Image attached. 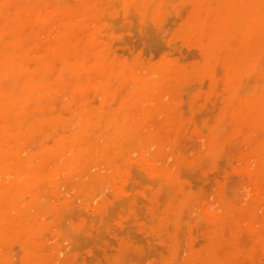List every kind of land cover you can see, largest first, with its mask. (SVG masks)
<instances>
[{
  "label": "bare ground",
  "instance_id": "obj_1",
  "mask_svg": "<svg viewBox=\"0 0 264 264\" xmlns=\"http://www.w3.org/2000/svg\"><path fill=\"white\" fill-rule=\"evenodd\" d=\"M68 1L69 0H66V1L65 0H0V258L2 257L0 259L1 260L0 264H15L14 262L12 263V261H11V258L13 261L15 259V257L11 256L12 245H10V243L12 244L13 243L12 241H16L15 243H18V245L20 244L19 247H21L22 252H23V256H21L22 252L20 251L21 252V255H20L21 256V262H22V257H23V261L25 264H45L46 263V261L44 262V258H45L44 257L45 255L43 253L44 250L41 251V247H40L43 243L39 244V242H40L39 239H41L40 236H41V232H42L41 223H43V222H41V223L38 222L36 220L37 219L36 217L38 216V214H41V210L43 212H45L44 211L45 209L47 211L48 210L52 211V210H50L52 207V208H54V211H55V207H53L52 201L54 199H55V201H58V200H56V199H58V197H62L65 195V193H64V195H63V193H62V195H61V193L57 194L58 193V191H57L58 185H59L58 184L59 179H57V178L60 176L61 173L66 172L67 170H69L68 171V173H69L71 171H73V172L78 171V169L80 168L78 171V172H80L84 168L83 171L80 172L79 175H83L84 170L90 175L84 174L85 178L87 177L86 180L83 176H81V177L79 176V179L83 180V182L81 180H78L77 183L81 181L80 182L81 184L80 183L75 184L73 182L79 190H82V191L87 190L90 193V190L93 191L95 189L94 191H97L96 189H99V191H100L103 189L106 190V188L109 186L114 187V186L110 185L111 184L110 182L112 181V179L114 182V180L118 174V171H119L118 168L121 167V165H122V164L120 166L118 165V164H120L119 160L124 158L125 151L127 150V148H129L132 145V143H134V142L136 143L137 140L133 139V138H136L133 136V133L135 135L137 134V131H138L136 129L137 124H138V126H140L139 123L140 124L142 122H143L142 124L145 123L146 117L145 118L142 117L145 120L140 119L141 115L144 116V113H146L148 111L153 112V109H155V108H152V110L149 108L144 109L145 108L144 102L147 103V102H150L151 99L156 98L157 91H159V89H161L160 87L162 86V84L169 86L168 84L173 83L175 80L177 81L178 80L177 78L179 76L183 75V70L181 68H179L178 65L171 62V63L167 64V67L166 66L163 67V68H167L166 70L169 71L168 72L169 76L166 77L167 75L166 76L163 75L166 77V80L164 77V80L162 81V78H163L162 74H164V72H162V70L159 71V69H154L153 67H156V65L151 67L153 69L150 68V70H149L150 73L152 74V76H154V74L156 75L155 78H152L151 74L149 76H147V75L144 76V74L140 73V68H142L141 71H143V68L145 69V66L144 67L143 66L138 67V69H139L138 72L141 75H143V76H141V75H138L139 73L138 74L136 73L138 69L136 71H134L135 68L134 69L132 68L133 67L132 64H131V66H132L131 67L130 65H126V64L122 65L121 63H119L118 62L119 60L121 61V59L122 60L124 59V58H120L119 57L120 55L116 54V57L117 56L119 57L118 61H116V58H115V60L112 59L110 57L109 52H108V48H109V47H107L108 45H106L101 40L102 37H100L101 32H102L101 31V27H102L101 25L105 24V23L104 24H100V23H103L105 21L104 20L105 15H107L106 17H108V14L110 11L107 12L108 14L105 12L107 10L111 9V8H109L110 6L106 7L110 4V3H108L109 0H108V2L106 0L108 5L106 3H104L106 6L103 4L104 5V6L102 5L103 7L100 6L101 3L98 5V2L96 0H77V2L73 5L67 4ZM110 1H111V3L114 4L113 6L110 4L112 6L111 10H113V9L116 10L114 8L117 5L114 3L116 1L118 3V5L121 7L120 9H122L124 14H126V16L123 17L124 18L123 22H122V20L120 21V22H122L123 26H124V24L127 25L125 20H127L128 18H130V22L132 23L131 20H133V19H131V17H133V16L136 19V21L138 19L136 17H138V16H139V18L144 19L145 21L144 20H142V21L145 22V24H146V22H148V20L146 21L145 18L149 19L150 18L149 16H152V17H154V15L157 16L156 14L160 13V11H162L161 9L168 8L165 4H167V5L170 4V3H167L170 0H110ZM174 1H172V2H174ZM180 1H178V4ZM69 2H71V1H69ZM191 2H192L191 4L188 2L189 3L188 5H192L191 12L190 13L188 12L189 15L187 16V18L185 17L186 20L185 19L183 20L185 22L183 32L185 34L189 35L190 38L192 40H194L196 45H198L200 48L201 60L199 62H197V64H196L197 70H199L201 72H206L211 77V79L213 81H215V77L217 76V75H215V71H217V70H215V68L218 65L217 63L222 62L225 66V71H226L224 73V74H226L224 77V79L226 78V82H225V86H224L225 92L224 91L222 92L221 88H219V86H220L219 84H218V87L216 88L217 90L220 89L221 92L224 95H226L225 106L223 107L221 114L217 117V119L215 120L213 125L210 128L206 129L207 130L206 133H207V136H208L210 142L216 143V142L220 141L223 136H225L226 134H228L231 131L237 130V128L239 126L241 127V124L243 122L247 123L248 125H256L258 127H261L264 130V115H263L264 114L263 113V111H264V0H191ZM176 5L177 4L175 3V6ZM185 5H187V3ZM170 6H169V10H172L175 7L174 6L171 8ZM181 6L182 5H177L176 7L179 8L178 10H180V8L182 10L184 5L182 7ZM130 7H131V9H132V7L135 8L134 12H136L137 15L131 11L133 13V15L131 16V14H129V17L126 18L128 12L131 13ZM103 9H106V11L104 12ZM117 9H119V8H117ZM101 10H102V12H101ZM116 11H114V12H116ZM120 11L117 12L118 15L121 14ZM103 12L105 14L100 15V13H103ZM114 12L112 11V14ZM169 12H171V11H169ZM173 12H174V10H173ZM117 13H114V14H117ZM176 15H177V17H179L178 13H176ZM100 16H103V20L101 19L103 22L100 21V18L98 19V17H100ZM172 16H174V15L172 14ZM109 17H110V14H109ZM119 17H121V15ZM80 18H84V21H85V19H86V21L82 22V20H81V22H79L78 20H80ZM159 18H160V16H159ZM167 18H168V16H167ZM89 19H91L94 23L98 22L99 24L97 25L95 23L96 24L95 25L92 23L93 26H91V22ZM112 19H115V18H112ZM119 19H121V18H119ZM151 19H153V18H151ZM155 19L157 20L158 18L155 17L154 20ZM162 19H163V17H162ZM177 19L178 18H176L175 20H177ZM115 21L117 22V20H113V21L111 20V25L114 24ZM127 22L129 23L128 20H127ZM159 22H160V20H159ZM150 23H149V25H150ZM135 24L136 23H132L131 25L134 26ZM111 25H109V26H111ZM119 25H120L119 26L120 29H119V27L118 28L115 27L114 31H117L115 29H118V31L121 30V27L124 28V30H126V28H128L130 26L128 24L127 25L128 27L126 26V28H125V26L123 27V26H121V24H119ZM151 25H152V23H151ZM132 28H136V25ZM128 29H131V26ZM133 30H135V29H132V31ZM107 31H109V29ZM130 34H133V33H130ZM137 34H139V33H137ZM150 34L156 38L159 36L158 34H157L158 36H156L154 34V31H153L154 35L152 33H150ZM102 35H104V34H102ZM110 35H111V33H109V36ZM125 35H127V34H125ZM148 37H149V35H148ZM103 38L105 39L106 37L103 36ZM111 38H112V36H111ZM111 38H109L110 41H111ZM131 38H132V36H131ZM144 38H145V35H144ZM159 38H161V36H159ZM140 40H141V37H140ZM140 40L138 43H141ZM31 43H36L37 45L34 48L28 49L29 45L31 47ZM177 48H174V49H177ZM113 52H114V49H113ZM123 52H127V51H123ZM190 52H192V51H190ZM127 54H128V52H127ZM172 55H174V54L172 53ZM188 55H190V54H188ZM193 56H195V54ZM144 57H145V55H144ZM182 57H179V58H182ZM184 57H186V56H184ZM137 58L135 57V59H137ZM179 58H178V60H179ZM140 59L142 60V57ZM163 59H166V57ZM188 59H190V58H188ZM191 59H194V57L193 58L191 57ZM132 61H134V60H132ZM164 61H166V60H164ZM184 61L185 60H183L182 62H184ZM134 62H132V63H134ZM136 62H137V60H136ZM136 62H135V64H136ZM147 62H149V61H147ZM124 63H125V61H124ZM138 64H139V62H138ZM155 64H157V63L155 62ZM139 65L141 66L142 64H139ZM139 65H137V66H139ZM148 66H149V64H148ZM134 67H135V65H134ZM194 67H195V65H194ZM194 67L192 66V69H194ZM163 68H161V69H163ZM219 69H222V68H219ZM195 70L194 71L192 70V71L196 72ZM145 72L146 71H144V73ZM187 74H189V73H187ZM190 77L192 78V76H190ZM173 79H175V80H173ZM205 79H207V77H205ZM192 83L193 84H191V85H194V82H192ZM203 83L204 82H202V84ZM177 84H178V82H177ZM188 84L186 83L185 86H188ZM220 84H222V83L220 82ZM183 85H184V83H183ZM183 85H180L181 88H183L182 87ZM191 85H190V87H191ZM216 85H214V87ZM190 87H188V88L192 89V87L191 88ZM214 87L212 89H214ZM162 88H163V86H162ZM165 88H167V87H165ZM200 88H202V87L200 86ZM170 89L171 88H169V90ZM176 89H177V87H176ZM186 89H187V87H186ZM216 89H214V92ZM202 90H203V88H202ZM164 91H166V90H164ZM170 91H172V90H170ZM174 91L177 92L176 90H174ZM180 91H181V93H178L179 95L184 93L183 92L184 90L181 89ZM221 92H220V95L218 94L219 96H217L216 98L219 97V99H220V96L222 97ZM159 93H160V95H162V93L160 91H159ZM166 93H167V91H166ZM241 93H243V94H241ZM170 94H171V92H170ZM187 94H188V91H187ZM187 94H185V95H187ZM240 94H241L242 98H243L242 95H244L245 97L243 99H240L239 98ZM213 95L215 96V93L212 94V96ZM164 96L166 97L167 94ZM164 96H162V99H164L163 98ZM174 96H176V95H174ZM187 96H184V97L187 98ZM157 98H159V97H157ZM189 98H190V96L188 97V103L190 100ZM223 99H225V98H222L221 100H223ZM156 101H158V100L156 99ZM185 101H187V100H185ZM193 101H194V99H193ZM151 102L153 103V105H157L156 103L153 102V100ZM207 102L210 103L209 101H206V103ZM218 103H217V105H218ZM167 104H168V102H167ZM181 104H183V103H181ZM195 104L197 105V103H195ZM206 105L204 107H206ZM147 106H150V104H148ZM184 106H187V105H184ZM210 106L211 105H209V107ZM195 107H197V106H195ZM209 107H206V108H209ZM165 109H164V111H165ZM169 109H171V108H169ZM204 109L205 108H203V110ZM213 109H215V108H212L211 110H213ZM206 110H204V111H206ZM180 111H181V109H180ZM142 112H144V113H142ZM168 112H170V110H168ZM168 112H166V113L169 114ZM214 112L211 114L214 115ZM161 113L163 114V112H161ZM197 113H198V110H197ZM197 113H195L196 115H193L195 117L191 118V119H193V121L195 120L194 118H199V117H197ZM200 113H202V110H201V112L198 113V116ZM207 113H208V111H207ZM239 113L240 114L242 113V115H243L242 121L241 120L239 121L237 119V116ZM150 114L152 116L153 114L156 115L157 113H151L150 112ZM181 114H183V112H181ZM190 114H191V112H190ZM202 114L206 115L204 118L211 115L210 112H209L210 115L206 114V112H203ZM158 115H160V113ZM158 117H160V116H158ZM166 117H167V115L165 116V118ZM169 117H171V116H169ZM151 118H148V119L150 120ZM209 118H213V116L212 117L210 116ZM200 119L201 118H199V120ZM149 120H147V121L149 122ZM207 120L205 121L206 122L205 124H202L203 127H207V122H208ZM188 122H190V121H188ZM166 123H168V120L166 121ZM197 123L199 124V122H197ZM187 124L189 125V123H187ZM246 126L247 125L242 126L241 129L244 130V127L248 128ZM157 127H159V124L157 125ZM160 127L158 129H160ZM188 127H183V129L185 128V130H186V128H188V131H190L189 130L191 128L190 125ZM172 128H174V126ZM172 128H171V131H172ZM174 129H176V128H174ZM135 130H137L136 133H135ZM256 130H258V129H256ZM181 131H182V129L179 132L181 133ZM172 132H171V134H172ZM179 132L177 134L180 135ZM182 132H184V130ZM193 132H195V131H193ZM252 132H253V130H252ZM189 133H187V136ZM262 133H264V132H262ZM139 134H140V129H139L138 135H136V136H139ZM159 135H161V134H159ZM168 135H169V133H168ZM191 135H189V136H191ZM240 135H239V137H240ZM258 135H259V138L262 137V136L260 137L261 134H258ZM151 136H152V138L150 137L149 140L147 139L149 142H150V140L152 141L153 138H154L153 140H156L155 134H154V136L153 135H151ZM192 136H194V135H192ZM207 136L205 134L204 137L207 138ZM144 137H145V135L142 137V139ZM170 137L172 138L171 135H170ZM177 137H178V135H176L175 138H177ZM239 137L238 136L236 137L235 143L237 142L236 140H238L240 142ZM147 138H149V137H147ZM160 138H162V137L158 136L159 141L158 140L157 141L160 142L159 145L167 139L166 138L163 140ZM136 139H138V138H136ZM142 139L140 138L139 140H142ZM177 139H181V137L179 136V138H177ZM139 140L137 142H139ZM144 140H146V139L144 138ZM229 140H231V138H229L227 140L228 142L226 141L225 145L230 144ZM167 141H169V140H167ZM167 141H165V142L167 143ZM253 141L251 143H253ZM143 142L145 143L146 141H143ZM149 142H146V145ZM158 142H157V144H158ZM144 143H142V144H144ZM168 143H167V145L169 146ZM254 143H255V141H254ZM151 144H153V146L148 145V146H146V149H147V147H149L148 149H150L152 147L154 148V142L153 141ZM157 144L155 143L156 146H157ZM236 144L239 145L238 143H236ZM236 144H233V145L236 146ZM136 145L140 146V144H136ZM165 145H162L161 150L166 148ZM242 145H244V144H242ZM141 146L143 147V145H141ZM141 146H140V148H141ZM144 146H145V144H144ZM163 146L165 148H163ZM251 146L254 147L253 145H251ZM158 148L160 149L161 146L160 147L157 146V151H158ZM232 148H233V146H232ZM146 149L145 148L143 149V150H145V151H143L144 153L151 151V149L150 150H148V149L146 150ZM234 149L235 148H233V150ZM134 150H136V149L134 148ZM228 150L226 149L224 151L227 152ZM230 150L232 151V149H230ZM230 150H229V152H231ZM129 151H131V150H129ZM205 151L204 152L202 151L204 153V155H205ZM132 152H133V150H132ZM218 152H220V151H218ZM131 153L129 152L128 155L129 154L131 155ZM134 153H135V151H134ZM144 153H142V154H144ZM161 153H162V151L160 152V154ZM164 153H166V151ZM146 154H148V153H146ZM220 154H223V152ZM130 155H129V159H130ZM139 155H141V153ZM149 155L152 156V152H150ZM159 156L160 155L158 154V157ZM182 156L180 158H182ZM191 156H192V154L190 155V157ZM194 156H196V155H194ZM153 157L154 156L151 157V159H150L151 161H152ZM184 157L185 156H183V160H184ZM149 158L146 157V159H149ZM60 160H61V162H60ZM125 160L128 161L127 158ZM158 160H159V158H158ZM58 161H59V164H58ZM161 162H159V163H161ZM201 162H204V160H202ZM90 163H92L93 165ZM124 163H125V161H124ZM163 163H164V159H163ZM163 163H162L161 167L158 164L159 170L158 169H156V170L160 171V168L164 169V167H162L164 165ZM126 164H124V165L126 166ZM146 164H148V163H146ZM90 165L92 166V170L88 168L89 171H87L88 169L86 170L85 167L87 166V167L91 168ZM102 165H104L106 167V168L103 167L106 170V171H104V169H103V171L107 173V174L105 173L106 175H104L103 171H101ZM154 165H156L155 166V168H156L157 167L156 163H153V168L150 166L153 173L155 172ZM175 165H172V167ZM49 166H52V167L49 168ZM93 166H95V167L93 168ZM130 166H132V165H130ZM97 167L98 168L101 167L100 169H98L101 171L100 172L101 174L98 172ZM123 167L124 166H122V168ZM74 168H77V169L74 170ZM202 168L204 169L205 166L204 167L202 166L201 169ZM107 169L109 170L108 172H107ZM148 169H150V168H148ZM63 170H65V171H63ZM96 170H97V173H95ZM120 170H122V169L120 168ZM60 171H61V173H60ZM91 171L94 174H92ZM122 171H124V170H122ZM166 171H167V168L165 170V173H166ZM168 171L171 172L169 169H168ZM124 173H126V172H124ZM136 173L138 175V172H136ZM157 173H156V175H157ZM74 174H76V173H74ZM169 174L170 173H168V175ZM173 174L174 173H172V176H173ZM77 175H78V173H77ZM61 176H62V174H61ZM68 176H67V178H68ZM142 176L143 175H141V177ZM64 177H65V175H64ZM175 177H177V176H175ZM175 177L173 176V178H175ZM59 178H61V177H59ZM70 179H71V177H70ZM72 179H74V177H72ZM153 179H155V178H153ZM142 180H144V178ZM66 181H68V180H66ZM66 181H65V183H66L65 185L67 186V184H68V188L70 189L71 183H67ZM71 181H73V180H71ZM75 181H76V178H75ZM149 181H151V180H149ZM159 181L161 182V180H159ZM60 184H61V182H60ZM147 184H150V183H147ZM153 184H152V182L150 184V185H152V188L154 187ZM162 184H163V182H162ZM65 185H61V186L65 187ZM115 185H117V184H115ZM142 185H144V184H142ZM170 185H171V183H170ZM252 185H253V183H252ZM124 186H121V187H124ZM142 187L144 188L146 186H140L139 189H142ZM66 189H67V187H66ZM73 189H74V187H73ZM114 189H116V187ZM118 189L119 188H117V190ZM123 189L126 190V186ZM137 189L138 188L134 189L135 192ZM144 189L148 190V188H144ZM169 189L170 188H168V191H169ZM189 189H191V188H189ZM59 190H62V188H60ZM134 190H132V193H131V195L132 194L133 195L132 196L130 195V197L128 196V199L134 196ZM170 190H172V189H170ZM183 190L185 192H189L188 190H185V188H181V189L179 188V190L176 189L175 193L177 194L180 191V193L182 194V193H184V192H182ZM191 190H193V189H191ZM103 191H100V193H102ZM118 191L120 193V190H118ZM83 193H85V192L83 191ZM92 193H97V192H92ZM103 193L106 194V192H103ZM123 193L125 194L126 192H123ZM146 193H147V197H148V192H146ZM175 193L171 194L172 196H174L172 204L176 200L179 201V198L177 195L175 196ZM113 194H116V192H114ZM80 195H82V194H80ZM136 195H138L136 197L139 198V201L137 204H133L134 207L131 204V206H132L131 209H133V208L135 209V206H139L138 205L139 202L142 201L141 200L142 197L141 196L139 197V194H136ZM106 196L107 195H105L104 197L106 198ZM161 196H163V195H161ZM71 197H72V195H71ZM104 197L102 199H104ZM122 198H123V196H122ZM125 198H127V197H125ZM175 198H177V199H175ZM102 199H101V201H102ZM185 199H187V198H185ZM125 200L127 201V199H125ZM125 200L122 199V201H123L122 203H124ZM129 200H131V199H129ZM146 200L147 199L145 198V201ZM169 200L172 201V199H169ZM188 200H190V199H188ZM133 201H134V197H133ZM170 201L168 203H170ZM184 201H186V200H184ZM194 201L196 202V200H194ZM129 202H131V201H128L127 203H129ZM135 202H137V200ZM145 203L146 202H144V204ZM160 203H162V202H160ZM186 203H188V202H185L184 206H188V209H189L190 203H188V205ZM247 203L248 202H246V204ZM125 204H126V202L123 205H125ZM191 204H193V202H191ZM63 205H65V204H63ZM118 205H120V204H117V206ZM140 205H141V203H140ZM125 206H124V208H125ZM129 206H130V203H129V205H127V207H129ZM184 206H183V208H184ZM190 206L192 207L193 205H190ZM65 207H67V205ZM97 207H98V205H97ZM102 207H103V205H102ZM158 207H160V206H158ZM259 207H261V206L259 205ZM68 208H69V204H68ZM138 208H140V207H138ZM110 209H111V206H110V208L108 206V210H110ZM134 209H133V211L135 213L136 210H134ZM184 209H182V212H181L182 214H180V215H184L183 213L186 212V209H185V211H183ZM108 210H105V211H107L105 214L103 213V216H104V219L106 222H107V218L109 220L111 217L110 216L111 214L110 215L107 214ZM250 210H249V212L252 213V211H250ZM260 210H262V209H260ZM99 211H100V209H99ZM244 211H245V213H243V214H246L247 213L246 210H244ZM70 212L71 211H69V213ZM102 212H103V210H102ZM139 212H140V210L138 211V213ZM143 212L145 213V211H143ZM155 212H157V208H156ZM206 212H208V211H206ZM50 213L51 212H49L47 214L50 215ZM150 213L152 214V216H154V215L156 216V214L154 212H150ZM213 213H214V211H213ZM45 214H43L41 217L44 218L43 216ZM63 214H64V211H63ZM114 214H117V213L114 212L113 215ZM249 214L247 213L246 215H249ZM52 215H53V213H52ZM57 215H58V213H57ZM169 215H170V217L174 216L170 213H169ZM230 215H227V216H230ZM63 216H65V214ZM141 216H142V213H141ZM149 216H150V218H152L151 215H149ZM49 217L51 218V216H49ZM144 217H146V216L144 215ZM189 217L191 218L190 215H189ZM97 218H98V216H97ZM45 219H46L45 222H47L49 220V219H47V215H45ZM76 219L77 218H75L74 220H76ZM180 219L183 220L182 217ZM227 219L230 223L229 218H226V220ZM110 220H113V219L111 218ZM131 220H132V218H131ZM159 220L163 221L164 219L163 220L159 219ZM41 221H42V219H41ZM60 221H62V220H60ZM133 221H134V219H133ZM196 221H197V219H196ZM228 221H227V223H228ZM96 222H98V221H96ZM103 222H104V220L102 221V223ZM108 222H110V221H108ZM129 223H131V222H129ZM168 223H170V222H168ZM43 224H45V223H43ZM107 224H110V223H107ZM143 224H144V222H143ZM163 224H164V222H162V226H164ZM208 224H211V223L208 222ZM215 224H217L216 219H215ZM55 225H56V223H55ZM105 225H106V223H105ZM168 225H172V224H168ZM180 225H183V224L179 223V226ZM57 226H58V224H57ZM113 226H114V224H113ZM113 226H111V228ZM157 226L160 227L159 224ZM104 227H103V229H101L102 233L106 232V230L104 232ZM209 227H211V226L209 225ZM44 228H46V227H44ZM116 228H114V229H116ZM46 229H45V231H46ZM153 230H155V228H153ZM161 230L162 229L160 227V231L159 230L158 231L161 232ZM177 230L175 232H179ZM123 231L121 233L125 235V233ZM194 231H193V233H194ZM226 231H227L226 233H228V230H226ZM205 233H208V232H205ZM214 233H216V232H214ZM100 234H101V232H100ZM112 234H113V232H112ZM162 235H163V233H162ZM214 235H216V234H214ZM241 235H240V237H241ZM228 237L230 238V236H228ZM263 237H264V235H263ZM171 238H172V236H171ZM199 238H200V235H199ZM199 238H198V240H199ZM41 240L44 241V238ZM171 240H173V239H171ZM114 241H115V239H114ZM196 242H197V240L195 241V243ZM214 242H216V241L212 240L213 245H214ZM261 242L259 243V245L261 244ZM201 245H202V243H201ZM215 245H214V247H212L213 249L215 248ZM9 246H11V247L9 248ZM221 247H219V248H221ZM15 248H16V246H15ZM224 249H225V247H224ZM239 249H240V247H239ZM46 250H47V247H46ZM218 250H220V249H218ZM63 252H64V250H63ZM127 252H129V251H127ZM109 255H110V253H109ZM242 256H243V254H242ZM208 257H210V256H208ZM221 257H222V254H221V256H219V258L221 259ZM53 258L55 259V257H53ZM205 258H204V260H206ZM56 261H59V259ZM221 261H222V259H221ZM221 261H220V264L222 263ZM21 262H19V263H21ZM211 262H213L212 259H211ZM211 262H210V264H212ZM223 262H225V261H223ZM21 264H23V262ZM48 264H50V262H48ZM197 264H199V263H197Z\"/></svg>",
  "mask_w": 264,
  "mask_h": 264
},
{
  "label": "rangeland",
  "instance_id": "obj_2",
  "mask_svg": "<svg viewBox=\"0 0 264 264\" xmlns=\"http://www.w3.org/2000/svg\"><path fill=\"white\" fill-rule=\"evenodd\" d=\"M69 1L72 2L73 0H69ZM69 1L67 2V4H70V5H73L77 2V0H74L72 3ZM96 1L98 2V5L101 3L100 4L101 7H103L105 5L104 3L107 4V2H108V0H107V2H106V0H96ZM172 1H174V0L168 1L167 3H170L168 5L165 4L168 8H163V9H161L162 11H160V13L156 14L157 16L159 15L160 18H159V16L157 17L155 15H154V17L149 16L150 17L149 19L145 18L146 21L148 20V22H146V24H145V22L142 21L144 19L139 18V16L136 17V18H138L137 19L138 22L136 21L134 16L131 17L133 15V13L136 14V12H134L135 11L134 7H132V9L130 7L131 10L130 9L129 10H130V12L132 11L133 13L128 12L126 18H128L129 14H131L130 17H131V19H133L131 21H132V23H136L135 24L136 28H132L135 25L134 26L131 25L132 23L130 22V18H128L127 20L129 21V23L127 22V20H125V21H126L127 25L129 24L131 26V29H128L130 26L128 27L127 25L124 24L125 28H126V26L128 27V28H126V30H124V28L121 27V30L118 31V29H115L117 31H114L115 27L118 28L120 26L119 24H121V26H123L122 25V22L124 19L123 17L126 16V14H124L123 10L120 9L121 7L118 5V3L116 1L115 2L113 1V2L115 4H117L116 7L119 8V9H117L116 7H114L117 11L114 9L111 10L112 6L114 4L111 3V1L109 0L108 3H110L112 6L110 4L109 5L107 4L108 6H106V5L105 6L106 7L110 6L109 8H111V9H109L107 11H106V9H103V11L104 12L106 11L105 13L110 11L111 12V13L109 12L110 17H109V14L107 13L108 17H106L107 15H105V19H104L105 21L104 22L102 21L103 16L98 17V19L100 18V21L103 22L100 24L105 23L104 25H101L102 26L101 27L102 32H101L100 37H102L101 40L106 45H108L107 46V47H109L108 52H109L110 57L112 59L115 60V58H116V61H118L119 57L124 58L123 60L121 59V61L119 60L118 62L121 63L122 65L126 64V65L131 66V64H132L133 67L132 66L131 67L133 69L135 68L134 71H136L138 69V67H142V66L144 67L145 66V69L143 68V71H141L142 68H140V73L144 74V76L145 75L149 76L151 74L149 71L150 68L156 65V67H153L154 69H159V71L162 70V72H164V74H162V77H163L162 81L164 80V77L166 75H167L166 77L169 76V74H168L169 71L166 70L167 68H163V67L164 66L167 67V64L171 63V62L175 63L176 65H178L179 68H181L183 70V75L179 76L177 78L178 79L177 81L175 79H173L175 81L171 84H168L170 87L162 84L163 88H162V86L160 87L161 89L158 88L159 91L162 93V95H160L159 91H157L156 98H154L155 100L151 99V101L153 100V102L156 103L157 105H153V103L150 101V102H147L148 104H150V106H147L148 104L144 102V107H145L144 109H146V108H149L151 110H152V108H155V109H153V112L152 111H148L146 113L142 112V113H144V116L141 115L140 119H144L146 117L145 118L146 120L144 119L145 120L144 124H142L143 122L141 124L139 123L140 126L142 125L141 126L142 128L140 126H138V124H137L136 129L138 131L135 130V133L137 131L136 135H138V132L140 129V134H139V136H136L133 133V136L138 138V139H136V138H133V139L138 141L140 138L142 139V137L145 135L144 138L146 140H144V138H143L142 140H139V142L136 141V143L135 142L132 143V145L129 148H127V150L125 151L124 158L119 160L120 164H118V165L119 166L121 164L122 165H121V167L118 166L119 167L118 168L119 169L118 174H117L114 182H113V179L110 182L111 183L110 185H112L114 187L109 186L106 188V190L103 189L104 191L100 190V191L106 192V194H104L103 192L100 193L99 189H96L97 191H94L95 189L93 191L90 190V193L87 190L86 191L83 190L85 192V193H83L82 190H79L77 188V186L75 184H79L81 181L83 182V180L79 179V176L80 177L83 176L85 178L84 174H88L84 170L83 175H79L80 172H82L84 168L80 172H78L80 168L78 169V171H74V172L71 171L69 173H68L69 170H67L66 172H63V173H61L62 170L60 171L62 176L60 174V176L59 175L58 176L61 178H59V177L57 178V179H59V181H58L59 185H58V190H57L58 193L57 194L61 193V195H62V193H63V195H64V193H65V195L62 197H58V199H56L58 201H55L54 198H53L54 200L52 199L54 201V202L52 201V205H53V207H55V211H54V208H52V207L50 209L52 211H49V210L47 211L45 209L44 210L45 212H43L41 210V214H38V216L36 217L37 218L36 220L38 222L45 223V224L41 223L42 232H41L40 237H41V239L44 238V241L39 239L40 240L39 244L43 243L41 246L40 245L39 246L41 247V251L44 250L43 251V253L45 255L44 256L45 257L44 262L46 261L47 264H48V262H50V264H59V263L60 264H95V263L96 264H197V263H199V264H210L211 259L213 261V262H211L212 264H220L221 259H222L221 264H231V263L232 264H234V263L235 264H239V263L240 264H252V263L253 264H264V237H263V235H264V198H263L264 197L263 196L264 195V187H263L264 186V155H263L264 154V135L263 134L264 133H262V132H264V130L261 127H258L256 125H248L247 123L243 122L241 124V127L244 125H247L246 127H248V128L244 127V130H242L241 127L239 126L237 128V130L231 131L228 134H226L225 136H223L220 141H218L216 143L210 142V140L207 136V133H206V131H207L206 129L210 128L213 125V123L215 122V120L217 119V117L221 114L223 107L225 106V101H226V95H224L222 93L223 91L225 92V87H224L225 82H226V78L224 79V77L226 75V74H224L226 72L225 66L222 62L217 63L219 66L218 65H217V67L215 66L216 67L215 70H217V71H215V75H217L215 77V81H213L211 79V77L206 72H201V71L197 70L196 64H197V62H199L201 60L200 48L198 45H196L194 40H192L190 38L189 35H187L183 32L184 24H185V22L183 20L184 19L186 20L187 16L191 12L192 5H188V4L189 3L191 4L192 2H191V0H181V1L175 0L174 2H172ZM178 1H180L181 3L179 2V4H178ZM175 3L177 5H182V6L184 5L186 8L183 6L182 10H181V8H180V10H178L179 8L176 7L177 5L175 6ZM184 3L185 4L187 3V5H185ZM169 6L171 8L174 6L175 7H174V9L169 10ZM118 10L119 11L121 10L120 11L121 14L119 13L121 15V17H119L120 15H118V13H117V12H119ZM173 10H174V12H173ZM112 11L113 12L116 11L114 13H117V14H114V13L112 14ZM169 11H171L172 13ZM101 12H102V10H101ZM104 12L100 13V15L105 14ZM176 13H178L179 17H177ZM172 14L174 16L176 15L175 17L178 19L175 20L176 18L174 16H172ZM167 16H168V18H167ZM155 17L158 18L157 20L155 19L156 21L154 20ZM162 17H163V19H162ZM112 18H115V19H112ZM119 18H121V19H119ZM151 18H153V19H151ZM171 19L172 20L174 19V20L172 21ZM81 20L83 22L84 18H80V20H78V21L81 22ZM89 20L91 22V26H93L92 23L93 24L96 23L97 25L99 24L98 22L94 23L91 19H89ZM111 20L112 21L117 20V22L115 21L114 24H112L113 25L112 26ZM121 20H122V22H120ZM159 20H160V22H159ZM85 21H86V19H85ZM150 22L152 23V25ZM149 23H150V25H149ZM109 25H111V26H109ZM107 28L109 29V31H107L108 30ZM119 29H120V27H119ZM132 29H135V30L132 31ZM153 31H154V34L156 36L159 35V36H161V38H159V36L157 38L152 36L150 33L153 34ZM129 32L133 33V34H130ZM109 33H111L110 36H109ZM137 33H139V34H137ZM102 34H104V35H102ZM125 34H127V35H125ZM144 35H145V38H144ZM148 35H149V37H148ZM103 36L106 38L104 39ZM111 36H112V38H111ZM131 36H132V38H131ZM140 37H141V40H140ZM109 38H111V41L109 40ZM139 40L141 43H138ZM36 43H31V47L29 45L28 49L34 48L37 45ZM174 48H177V49H174ZM113 49H114V52H113ZM123 51H127L128 54H127V52H123ZM190 51H192V52H190ZM172 53L174 55H172ZM116 54L120 55V56L116 57ZM188 54H190L191 56ZM194 54L196 57L193 56ZM144 55H145V57H144ZM184 56H186V57H184ZM135 57L136 58L138 57L139 59L142 57V60L141 59L139 60L138 58L135 59ZM165 57H166V59H163ZM179 57H182L183 59L179 58ZM191 57L192 58L194 57V59H191ZM178 58H179V60H178ZM188 58H190V59H188ZM132 60H134L135 62L137 60L136 64ZM164 60H166V61H164ZM183 60H185V61L182 62ZM124 61H125V63H124ZM131 61L134 63H132ZM147 61H149L150 63ZM138 62H139V64H142V65L140 66L138 64ZM155 62L157 64H155ZM148 64H149V66H148ZM134 65H135V67H134ZM137 65H139V66H137ZM194 65H195V67H194ZM192 66L194 67V69H192ZM153 68H151V69H153ZM161 68H163V69H161ZM219 68H222L223 70L219 69ZM192 70L193 71L195 70L196 72H193ZM138 71H139V69L136 72L137 74L139 73ZM144 71H146V72L144 73ZM186 72L189 74H187ZM140 73L138 75H141ZM163 75H165V76H163ZM141 76H143V75H141ZM151 76H152V74H151ZM155 76L156 75L154 74V76H152V78H155ZM190 76H192V78ZM166 77H165V80H166ZM205 77H207V79H205ZM177 82H178V84H177ZM192 82H194V85H191V84H193ZM202 82H204V83L202 84ZM220 82L222 84H220ZM183 83H184V85H183ZM186 83L187 84L189 83L191 85L192 89L188 88V87H190L189 84H188V86H185ZM218 84L220 85L219 88H221L222 92L220 89H218V90L216 89L218 87ZM180 85H183L182 86L183 88H181ZM214 85H216V86L214 87ZM200 86L203 88V90H202V88H200ZM165 87H167V88H165ZM176 87H177V89H176ZM186 87H187V89H186ZM213 87L217 91L215 90V92H214V89H212ZM169 88H171L170 90H172V91H170ZM181 89L184 90L183 91L184 93L182 92L183 94H180L183 98L178 94V93H181V91H180ZM164 90H166L167 93ZM174 90H176L177 92H175ZM187 91H188L189 95L187 94ZM170 92H171V94H170ZM213 92L215 93V96L214 95L212 96V94H214ZM220 92L222 93L221 94L222 97L220 96V99H219V97L216 98L217 96L220 95ZM166 94H167V96L165 97L164 95H166ZM185 94H187L188 96ZM241 94H243V93H241ZM241 94L239 95V98L243 99L245 96L242 95L243 96V98H242ZM174 95H176V96H174ZM162 96H164L163 97L164 99H162ZM184 96H187V98H185ZM189 96H190V98H189L190 100L188 103V97ZM157 97H159V98H157ZM222 98H225V99L221 100ZM156 99L158 101H156ZM193 99L195 102L193 101ZM185 100H187V101H185ZM206 101H209L210 103H208V102L206 103ZM167 102H168V104H167ZM181 103H183V104H181ZM195 103H197V105ZM217 103H218V105H217ZM184 105H187V106H184ZM205 105H206V107H209V105H211V106L209 108H206V107H204ZM195 106H197V107H195ZM169 108H171V109H169ZM203 108H205L204 110H206V109L207 110L204 111ZM212 108H215V109L211 110ZM164 109H165V111H164ZM180 109H181V111H180ZM168 110H170V112H168ZM197 110H198V113L201 112V110H202V113L206 112V114H208V115L213 113L215 110L216 111L214 112V115L213 114L210 115L211 117L213 116V118H209L210 116H207L208 117V118L206 117L208 119L207 120L206 118H204L206 116V115H204L205 113L204 114L200 113L198 116ZM207 111H208V113H207ZM150 112L151 113H157V114L156 115L153 114L154 116L152 115L153 116L152 117ZM161 112H163V114ZM166 112H168L170 115L167 114ZM181 112H183V114H181ZM190 112H191V114H190ZM209 112H210V114H209ZM159 113H160V115H158ZM164 113L167 115L166 118H165L166 115ZM195 113H197V117L201 118L200 120H199V118H194L195 119L194 121H193V119H191V118L195 117V116H193V115H196ZM263 113H264V111H263ZM168 115L171 117H169ZM158 116H160V117H158ZM142 117H144V118H142ZM148 118H151L152 120L153 119L154 120L152 121L151 119L149 120ZM237 119L239 121L240 120L242 121V119H243L242 113L238 114ZM147 120H149V122ZM167 120H168V123H166ZM206 120L208 121L207 127H203L202 124H205ZM188 121H190L191 123ZM186 122L189 123V125L191 127L189 129L190 131H188L189 125ZM197 122H199V124ZM158 124H159V127L161 126L160 129H158L159 127H157ZM173 126L176 129L172 128ZM183 127H188V128H186V130H185V128L183 129ZM171 128H172L173 132L171 131ZM181 129H182V131L184 130V132L181 131V133L182 134L184 133L185 135L184 134L182 135L179 132ZM256 129H258V130H256ZM252 130H253V132H252ZM193 131H195V132H193ZM171 132H172V134H171ZM178 132L180 133V135L177 134ZM168 133H169V135H168ZM187 133H189L188 136H187ZM154 134L156 135L155 136L156 140H153L154 139L153 138L152 141L154 142V148L155 147L156 148L155 149L153 147L150 148L151 149L150 152H152V156H154L152 158V161H151L150 159L152 156L149 155L150 152L144 153L143 151H145V150H143V149L144 148L146 149V146H148V145L153 146V144H151L152 141L150 140V142H151L150 143L148 140L150 139V137L152 138L151 135L154 136ZM159 134H161V135H159ZM191 134L194 135L195 137L192 136ZM205 134H206L207 138L204 137ZM258 134H261L260 137L261 136L262 137L259 138ZM170 135L172 136V138L170 137ZM176 135H178L177 138H179V136H180L181 139L175 138ZM189 135H191V136H189ZM239 135H240V137H239ZM158 136L159 137L161 136L162 138H160V139H163V140L167 138L165 141L169 140V141H167V143L169 142L168 143L169 146L167 145V143L165 141H163V143H161L159 145L160 142H158L159 141ZM237 136L239 137L240 142L238 140H236L237 141L236 143H238L239 145H237L235 143V139ZM147 137H149V138H147ZM228 137L231 138V140H229L230 144L225 145L226 141L229 139ZM253 140L255 141V143ZM143 141H146L149 143H147V145H146V142L144 143ZM252 141L254 144L251 143ZM157 142H158V144H157ZM142 143H144L145 146ZM155 143L157 144L158 147L161 146L160 149L158 148V151H157V146L155 145ZM136 144H140V146L143 145V147L141 146L142 149L140 148L139 145H136ZM233 144H236V146H234ZM242 144H244V145H242ZM162 145H165L166 148L164 146H163V148H165L166 150L165 149L161 150ZM251 145H253L254 147H252ZM232 146H233V148H235L234 150H233ZM134 148L136 150H134ZM148 148L149 147H147V149ZM128 149L131 151H129ZM150 149H148V150H150ZM226 149L227 150L232 149V151L230 150L231 152H229V150H228L226 152V151H224ZM132 150H133V152H132ZM128 151L130 153L132 152L131 155L129 154L130 159H129V155H128L129 152ZM134 151L136 154L134 153ZM161 151H162V153L160 154ZM165 151H166V153H164ZM202 151L203 152L205 151V155ZM218 151H220V152H218ZM222 152H223V154H220ZM140 153H141V155H139ZM142 153H144L145 155ZM146 153H148V154H146ZM154 154L155 155L157 154V155L155 156ZM158 154L160 155L159 157H158ZM191 154H192V156L190 157ZM182 155L185 156L184 160H183ZM194 155H196V156H194ZM181 156H182V158H180ZM146 157H148V158L150 157V158L146 159ZM126 158L128 159V161L125 160ZM158 158L160 161L158 160ZM163 159H164V163H163ZM61 160H60V162H61ZM202 160H204V162H201ZM124 161H125V163H124ZM158 161L159 162L162 161V162L159 163ZM152 162L157 164L156 168H155L156 165H154L155 172L159 173V174L157 173V175L155 172L153 173V171L151 170V167L153 168ZM146 163H148V164H146ZM162 163L164 164L162 166V167H164V169L160 168V171H158L159 170L158 164L161 167ZM58 164H59V161H58ZM90 164H92V163H90ZM124 164H126V166ZM130 165H132V166H130ZM172 165H175V166L172 167ZM122 166H124V167L122 168ZM202 166L203 167L205 166V168L201 169ZM50 167H52V166H49V168ZM94 167L95 166H93V168ZM98 167H97V170L101 168V167L100 168H98ZM103 167H105V166L102 165L101 171H103V169H104V171H106L105 170L106 167L105 168H103ZM165 167L167 168V171H166L167 174L165 173V170H166ZM85 168H86V170L88 168L92 170V166H91V168L87 167V166ZM120 168L124 171L120 170ZM148 168H150V169H148ZM75 169H77V168H74V170ZM89 169L87 171H89ZM156 169H158V170H156ZM168 169L172 173H174L173 174L174 177L177 176V177H175L176 179L173 178L172 173L169 172ZM97 170H96V172L95 171L94 172L97 173ZM63 171H65V170H63ZM101 171L98 170L99 173ZM104 171H103V174L106 175L107 173ZM108 171L109 170L107 169V172ZM122 172L123 173L126 172V173L123 174ZM136 172H138V175ZM74 173H76V174H74ZM77 173H78V175H77ZM91 173L94 174L92 171H91ZM168 173H170V174L168 175ZM140 174L143 175L142 177L144 178V180H142L143 178L141 177ZM64 175H65V177H64ZM88 175H90V174H88ZM67 176H68V178H67ZM70 177H71V179H70ZM72 177H74V179H72ZM75 178H76V181H75ZM86 178H85V180H86ZM153 178H155V179H153ZM66 180H68L69 182ZM71 180H73V181H71ZM78 180H81V181L77 183ZM149 180H151V181H149ZM159 180H161V182ZM65 181L67 183H71V185L69 184L70 189L68 188V184H67V186L65 185L66 184ZM60 182H61V184H60ZM151 182H152V184L154 183L153 188H152V185H150ZM162 182H163V184H162ZM122 183L126 186V190L123 189V188H125V186ZM147 183H150V184H147ZM170 183H171V185H170ZM252 183H253V185H252ZM115 184H117V185H115ZM142 184H144V185H142ZM61 185H65V187L61 186ZM121 186H124V187H121ZM140 186H146L144 188H148V190L146 189L147 190L146 191L143 187H142V189H139ZM66 187H67V189H66ZM73 187H74V189H73ZM115 187H116V189H114ZM60 188H62V190H59ZM117 188H119L118 190H120V193L117 190ZM135 188H138L137 189L138 191L136 190V192H135V190H134ZM168 188H170L172 190L169 189V191H168ZM179 188L180 189L185 188V190H188L189 192H185L183 190L182 192H184V193L181 194L180 191L179 192L177 191L178 193L176 194L175 191H176V189L179 190ZM189 188L193 189L194 191L189 189ZM132 190H134V196H133L134 201H133V197L129 198L131 200L128 199V196L130 197ZM92 192H97V193H92ZM114 192H116V194H113ZM123 192H126V193L124 194ZM146 192H148V197H147ZM79 193L82 195H80ZM174 193H175V196L176 195L178 196L179 201L176 200L177 202L174 201V203L172 204L174 196H172L171 194H174ZM136 194H139V197L140 196L142 197V199H141L142 201L139 202V204H138L139 206H135V209L133 208L134 210H136L134 213L133 209H131V207H132L131 204L133 205V204L138 203L139 198L136 197V196H138ZM71 195H72V197H71ZM105 195H107L106 198L104 197ZM161 195H163V196H161ZM122 196H123V198H122ZM103 197H104V199H102ZM125 197H127V198H125ZM145 198L147 199L146 201H145ZM185 198H187V199H185ZM101 199H102V201H101ZM122 199L123 200L127 199V201L126 200L124 201V203L126 202V204H125L126 206L123 205L124 203H122L123 202ZM169 199H172V201H170ZM175 199H177V198H175ZM188 199H190L191 201ZM136 200H137V202H135ZM168 200L170 201L171 204L168 203L169 202ZM184 200H186V201H184ZM194 200H196V202ZM128 201H131V202H129L130 203L129 207H127V205H129V203H127ZM144 202H146V203L144 204ZM160 202H162V203H160ZM185 202H188V203H190V205H193V206L191 207L189 205V209H188V206H184ZM191 202H193V204H191ZM246 202H248V203L246 204ZM140 203H141V205H140ZM188 203H186V204L188 205ZM63 204H65V205H63ZM68 204H69V208H68ZM117 204H120V205L117 206ZM66 205H67V207H65ZM97 205L99 208L97 207ZM102 205H103V207H102ZM259 205L262 208L259 207ZM108 206H109V208L111 206L112 210L111 209L108 210ZM124 206H125V208H124ZM158 206H160V207H158ZM183 206L186 209V212L183 213L184 215H180V214H182L181 213L182 209H184ZM133 207H134V205H133ZM138 207H140V208H138ZM156 208H157V212H155ZM99 209H100V211H99ZM185 209L183 211H185ZM260 209H262V210H260ZM102 210H103V212H102ZM105 210H108L107 214L108 215L111 214L110 219L112 218L113 220H110V219L108 220V218H107V222L105 221L104 216H103V213L105 214L107 212ZM139 210L142 213V216H141L140 212L138 213ZM212 210L214 211V213L216 215L213 213ZM244 210H246V212L248 214L249 213L250 214L249 215H246L247 213L243 214V213H245ZM249 210L252 211V213L249 212ZM63 211H64L65 216H63L64 215ZM69 211H71V212L69 213ZM143 211H145V213ZM206 211H208V212H206ZM49 212H51L50 215L47 214ZM114 212H116L117 214L113 215ZM150 212H154L156 214V216L155 215H154L155 217L152 216V214ZM52 213L54 216L52 215ZM57 213H58V215H57ZM169 213L174 215V216L170 217ZM43 214L47 215V219H49L47 222H45V220H46L45 215L43 216L44 218L41 217ZM48 215L51 216L52 219ZM144 215L146 217H144ZM149 215H151L152 218L153 217L154 218L153 219L150 218ZM189 215L191 216L192 219L189 217ZM227 215H230V216H227ZM97 216L99 219L97 218ZM181 217L183 220L180 219ZM75 218H77V219L74 220ZM131 218H132V220H131ZM226 218H229L230 223H229L228 219L226 220ZM41 219H42V221H41ZM133 219H134V221H133ZM159 219H162V220L164 219L165 221L164 220L161 221ZM196 219H197V221H196ZM215 219H216L217 224H215ZM60 220H62V221H60ZM103 220L106 223V225L104 222H103L104 224L102 223ZM96 221H98V222H96ZM108 221H110V222H108ZM227 221H228V223H227ZM129 222H131V223H129ZM143 222L145 225L143 224ZM162 222H164V224H163L164 226H162ZM168 222H170V223H168ZM208 222H210L211 224H208ZM55 223H56V225H55ZM107 223H110V224H107ZM179 223L183 224V225H180L181 226L180 227ZM57 224H58V226H57ZM113 224H114V226H113ZM158 224L160 225V227L162 229L161 232H159L160 227L157 226ZM168 224H172V225H168ZM241 224L242 225L244 224L245 226L244 225L242 226ZM209 225L211 227H209ZM43 226L46 227L47 229L44 228ZM111 226H113V227L111 228ZM103 227H104V232L106 230L105 233H102L101 229H103ZM114 228H116V229H114ZM153 228H155V230H153ZM45 229H46V231H45ZM121 230L122 231L124 230L123 232L125 233V235L121 233L122 232ZM176 230L179 232H175ZM226 230H228L229 234L226 233L227 232ZM193 231H194V233H193ZM100 232H101V234H100ZM112 232H113V234H112ZM205 232H208V233H205ZM214 232H216V233H214ZM162 233H163V235H162ZM213 233L216 235H214ZM199 235H200V238H199ZM240 235H241V237H240ZM171 236H172V238H171ZM228 236H230V238ZM198 238L200 241L198 240ZM114 239H115V241H114ZM171 239H173V240H171ZM196 240H197V242L195 243ZM212 240L216 241V242H214V245L216 244L214 249L212 248V247H214V245L212 244ZM12 242L14 244L10 243V245H12L11 256L15 257V259L13 258L14 261L11 258L12 263L14 262L15 264H21L23 262V264H25L23 261V257H22V262H21V256H23V252H22L21 247H19L20 244L18 245V243H15L16 241H12ZM260 242H261V244L259 245ZM201 243H202V245H201ZM15 246H16V248H15ZM10 247L11 246H9V248ZM46 247H47V250H46ZM219 247H221V248H219ZM224 247H225V249H224ZM239 247H240V249H239ZM217 248L220 250H218ZM63 250H64V252H63ZM20 251L22 252V255H21ZM127 251H129V252H127ZM109 253H110V255H109ZM221 254H222V257L220 259L219 256H221ZM242 254H243V256H242ZM208 256H210L211 258ZM53 257H55V259ZM203 257L204 258L206 257L205 258L206 260H204ZM57 258L59 259V261H56V260H58ZM223 261H225V262H223ZM19 262H21V263H19Z\"/></svg>",
  "mask_w": 264,
  "mask_h": 264
}]
</instances>
